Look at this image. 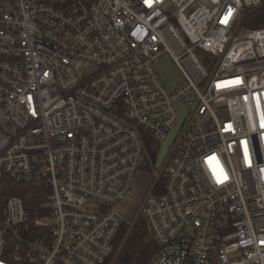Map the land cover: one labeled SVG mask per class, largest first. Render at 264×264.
I'll return each mask as SVG.
<instances>
[{"label": "built area", "instance_id": "1", "mask_svg": "<svg viewBox=\"0 0 264 264\" xmlns=\"http://www.w3.org/2000/svg\"><path fill=\"white\" fill-rule=\"evenodd\" d=\"M260 1L0 0V264H104L179 104L148 264H264V25L241 24ZM10 181L43 190L35 212Z\"/></svg>", "mask_w": 264, "mask_h": 264}, {"label": "trees", "instance_id": "2", "mask_svg": "<svg viewBox=\"0 0 264 264\" xmlns=\"http://www.w3.org/2000/svg\"><path fill=\"white\" fill-rule=\"evenodd\" d=\"M255 8H263L260 12L252 14L251 11H246L242 19L241 24L247 25V20H250L255 24L264 25V21L254 20V16L257 14H264V0L260 1V4ZM248 10V9H247ZM252 18V19H251ZM155 157V156H154ZM146 160L142 165V169L151 173L156 171V178L154 185L149 190V193L159 192L164 183V176L162 169L155 168L156 158ZM7 195H17L23 200L25 207L31 212H35V209L39 207V204L43 201V190L38 187L27 184L24 182H8V188L6 190ZM157 249L156 244L153 242L150 236L148 224L145 218L142 216L141 211L137 213L131 220L121 221L120 227L113 241V250L107 257L104 264H148L153 254ZM110 258V259H109Z\"/></svg>", "mask_w": 264, "mask_h": 264}, {"label": "rangeland", "instance_id": "3", "mask_svg": "<svg viewBox=\"0 0 264 264\" xmlns=\"http://www.w3.org/2000/svg\"><path fill=\"white\" fill-rule=\"evenodd\" d=\"M263 8H248L247 11H251L252 14L258 13ZM252 19V18H251ZM247 25H250L251 27L260 26L261 24H255L247 20ZM198 117L194 115L190 122L194 123ZM156 169L153 170L151 173H149L146 170H139L134 181L133 189L131 193L118 204V212L121 215L123 220H131L133 217L137 215V213L140 211L141 206L143 204V201L147 194L149 193V190L154 185L155 181V174ZM110 259V258H109Z\"/></svg>", "mask_w": 264, "mask_h": 264}, {"label": "water", "instance_id": "4", "mask_svg": "<svg viewBox=\"0 0 264 264\" xmlns=\"http://www.w3.org/2000/svg\"><path fill=\"white\" fill-rule=\"evenodd\" d=\"M157 71L160 74L161 79L163 80V82L166 84V86L169 89H172L176 84H178L181 80L182 77L180 75V73L178 72V70L175 68V66L173 65L172 61L169 58L163 59L161 60L157 66ZM179 108L182 112L181 115V120L178 123V125L170 132V134L168 135V137L165 139V141L162 143L158 156L156 158L155 161V168H160L163 162V159L168 151V147L170 146L171 142L173 141L182 121L183 118L186 114V112L188 111V108L184 105V104H179Z\"/></svg>", "mask_w": 264, "mask_h": 264}, {"label": "snow or ice", "instance_id": "5", "mask_svg": "<svg viewBox=\"0 0 264 264\" xmlns=\"http://www.w3.org/2000/svg\"><path fill=\"white\" fill-rule=\"evenodd\" d=\"M231 15H232V9L229 8L228 15L225 17L224 22H227L228 18H229ZM230 83H231V84H238V83H240V81H234V82H230ZM219 86H220V85H218V87H219ZM261 126L264 127V122H262ZM246 155H247V153H246ZM223 178H224V179H227L226 176L223 177ZM217 179H218V182H220V178L218 177Z\"/></svg>", "mask_w": 264, "mask_h": 264}]
</instances>
